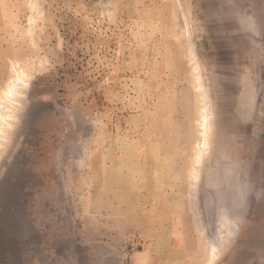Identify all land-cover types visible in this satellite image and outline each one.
I'll use <instances>...</instances> for the list:
<instances>
[{"label": "rangeland", "instance_id": "obj_1", "mask_svg": "<svg viewBox=\"0 0 264 264\" xmlns=\"http://www.w3.org/2000/svg\"><path fill=\"white\" fill-rule=\"evenodd\" d=\"M0 264H264V0H0Z\"/></svg>", "mask_w": 264, "mask_h": 264}]
</instances>
